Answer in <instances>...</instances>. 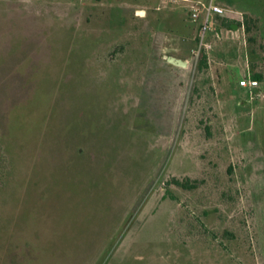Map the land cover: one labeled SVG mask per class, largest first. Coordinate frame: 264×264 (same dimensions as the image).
Instances as JSON below:
<instances>
[{"label":"rangeland","instance_id":"obj_1","mask_svg":"<svg viewBox=\"0 0 264 264\" xmlns=\"http://www.w3.org/2000/svg\"><path fill=\"white\" fill-rule=\"evenodd\" d=\"M210 1L242 28L215 17L201 69ZM246 72L264 75V0H0V264H264Z\"/></svg>","mask_w":264,"mask_h":264},{"label":"built area","instance_id":"obj_2","mask_svg":"<svg viewBox=\"0 0 264 264\" xmlns=\"http://www.w3.org/2000/svg\"><path fill=\"white\" fill-rule=\"evenodd\" d=\"M231 11L213 1H210L208 4L202 3V7L194 6L191 13V18L193 21H199V38H198V47L195 50V53L200 54L202 50H208L212 48V43L209 40L210 32L213 27L211 22H215L214 18L217 16H226L227 13ZM239 85L243 88H246L250 91L256 90L260 86V82L251 77L242 78L239 81Z\"/></svg>","mask_w":264,"mask_h":264},{"label":"trees","instance_id":"obj_3","mask_svg":"<svg viewBox=\"0 0 264 264\" xmlns=\"http://www.w3.org/2000/svg\"><path fill=\"white\" fill-rule=\"evenodd\" d=\"M224 17V16H223ZM221 16H217V19L219 20L220 18H222V25H224L226 28L228 29H232V25L233 24H238L239 26H241L242 24H240L239 22H235V21H232L230 19H226V18H223ZM247 22V24L244 22L243 25L245 26V30L247 32H250L251 31V28L249 26V20H245ZM207 60H208V57H207V54L205 51L202 52V55H201V60H200V68L203 69V68H206L207 67ZM252 78L255 79V80H258L259 82H262L264 81V75L260 72H255L252 74ZM173 183L176 184V185H179V186H182L184 188H194L196 187V184L194 183H188V182H184L182 180H179L177 178H174L173 179Z\"/></svg>","mask_w":264,"mask_h":264},{"label":"water","instance_id":"obj_4","mask_svg":"<svg viewBox=\"0 0 264 264\" xmlns=\"http://www.w3.org/2000/svg\"><path fill=\"white\" fill-rule=\"evenodd\" d=\"M138 14L144 15L145 14V10H139L137 11ZM233 28L237 29L238 25L237 24H233L232 25ZM164 58L171 64L176 65V66H181V67H186L188 65L187 60L176 57V56H172V55H164Z\"/></svg>","mask_w":264,"mask_h":264},{"label":"crops","instance_id":"obj_5","mask_svg":"<svg viewBox=\"0 0 264 264\" xmlns=\"http://www.w3.org/2000/svg\"><path fill=\"white\" fill-rule=\"evenodd\" d=\"M240 28H242V27H239L238 29L232 28V29H229V30H226V29H221V30H222V31L225 30V33H226V34H229L230 31L239 34V30H240ZM227 29H228V28H227ZM235 30H238V32L235 31ZM185 60H187V62L189 63V60H188V59H185ZM245 77H251V78H252V76H250L249 72H246V74L244 75V78H245ZM260 84H261V82H260ZM239 86H240V85H239ZM240 87H241V86H240ZM259 87H260V86H259ZM259 87H258V88H259ZM258 88H257V89H258Z\"/></svg>","mask_w":264,"mask_h":264}]
</instances>
